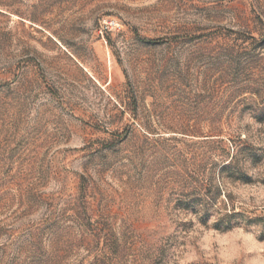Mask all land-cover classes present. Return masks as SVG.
<instances>
[{"label": "rangeland", "instance_id": "374dc122", "mask_svg": "<svg viewBox=\"0 0 264 264\" xmlns=\"http://www.w3.org/2000/svg\"><path fill=\"white\" fill-rule=\"evenodd\" d=\"M250 143L264 0H0V264H175L183 212L264 227L216 186L257 182Z\"/></svg>", "mask_w": 264, "mask_h": 264}, {"label": "clouds", "instance_id": "9594fccd", "mask_svg": "<svg viewBox=\"0 0 264 264\" xmlns=\"http://www.w3.org/2000/svg\"><path fill=\"white\" fill-rule=\"evenodd\" d=\"M236 123V131L246 138L251 125L257 124L251 115L246 114L240 118L239 113L236 116ZM250 144L255 147H264ZM262 165L264 163L255 168L249 165V170H244L257 180L251 185L221 178L229 183L223 186L218 183L216 186L221 189L222 194L230 193L233 197L231 201L233 209L231 212H226L225 215H229L233 211L237 212V210L240 212L241 206L243 209H256V215L264 211V183H260L264 176L255 174L261 170ZM183 214V217L180 218L181 222H191L193 225L188 230L191 242L177 249L176 255L173 257L175 264H199L208 255L212 257L211 264H264V242L257 239L260 232L264 230L261 225L247 227L245 224H241L227 232H221L212 227L218 220L213 222L211 226L208 223V226L205 227L199 223L198 216L185 212ZM215 215H217L216 212L213 216ZM223 217V215L220 216V219ZM257 229L259 230L257 231Z\"/></svg>", "mask_w": 264, "mask_h": 264}, {"label": "trees", "instance_id": "16d2710c", "mask_svg": "<svg viewBox=\"0 0 264 264\" xmlns=\"http://www.w3.org/2000/svg\"><path fill=\"white\" fill-rule=\"evenodd\" d=\"M227 159H225V161L222 163L221 167H220V171H229V172H235L238 173L239 171V161L238 159L235 157L234 153L228 154L227 155Z\"/></svg>", "mask_w": 264, "mask_h": 264}]
</instances>
